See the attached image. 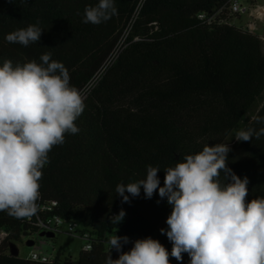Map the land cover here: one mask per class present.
Masks as SVG:
<instances>
[{
  "label": "trees",
  "instance_id": "16d2710c",
  "mask_svg": "<svg viewBox=\"0 0 264 264\" xmlns=\"http://www.w3.org/2000/svg\"><path fill=\"white\" fill-rule=\"evenodd\" d=\"M229 0H115L118 15L99 25L82 22L86 5L98 0H0V66L40 62L44 53L62 62L71 85L81 89L124 35L120 51L84 98L75 121L79 132L48 153L42 169L39 206L57 205L48 215L77 220L91 248L76 262L57 251L50 263H35L9 254V244L36 233L30 219L0 211V264H105L116 234L129 241L151 237L169 252L172 243L160 229L171 213L157 193L122 203L116 186L139 181L147 166L173 167L206 144L233 139L228 167L249 179L247 199L264 197V136L237 141L235 134L264 124V42L226 17ZM222 9L212 23L201 13ZM39 21L40 41L25 47L9 43L7 34ZM126 33V35H125ZM258 107L255 113L253 108ZM223 180V174L221 175ZM159 201V203H157ZM123 209L118 225L110 218ZM43 217V216H42ZM132 242L123 245L127 252ZM113 259L119 253L111 250ZM171 264H189L170 257Z\"/></svg>",
  "mask_w": 264,
  "mask_h": 264
},
{
  "label": "clouds",
  "instance_id": "9594fccd",
  "mask_svg": "<svg viewBox=\"0 0 264 264\" xmlns=\"http://www.w3.org/2000/svg\"><path fill=\"white\" fill-rule=\"evenodd\" d=\"M118 15L115 0H98L86 5L82 22L99 25ZM43 29L39 21L6 35L9 43L22 46L40 41ZM65 65L52 59L50 52L15 65L5 59L0 66V211L14 218L30 219L39 211L42 169L48 153L65 142V134L79 132L75 121L83 113L84 99L71 85ZM253 121L264 124V117ZM264 136V127H249L235 134L237 141ZM228 143L206 144L202 151L188 154L173 167L164 169L160 186V168L147 166L145 178L116 186L122 203L129 195L146 198L158 191L167 199L171 213L167 229H160L172 243L171 252L159 240L147 237L132 242L125 252L127 236L112 235L105 264H171L170 257L189 264H264V197L247 199L249 179L241 178L228 167ZM223 174V180L221 175ZM159 203V201H157ZM123 209L110 218L118 225ZM119 253L117 259L111 250Z\"/></svg>",
  "mask_w": 264,
  "mask_h": 264
},
{
  "label": "built area",
  "instance_id": "2783aa9c",
  "mask_svg": "<svg viewBox=\"0 0 264 264\" xmlns=\"http://www.w3.org/2000/svg\"><path fill=\"white\" fill-rule=\"evenodd\" d=\"M250 8L246 5L241 3L239 0H229L228 6L226 8V17H241L243 15H247L250 13ZM257 14L260 17L261 15L264 16V8L257 9ZM221 15H224L222 12V9L214 10L209 13H201L198 15V18L201 20H204L207 23L214 22L217 18L220 19ZM244 30H247L251 33H255V27L252 24L247 23L244 27H241ZM256 34V33H255ZM126 35V33H125ZM124 35H121V37L118 39L116 45L114 46L113 50L110 52V54L107 56V58L103 61L101 66L97 69V71L93 74V76L90 78V80L81 88L79 89L83 99L88 95L90 90L94 87L96 82L100 79L101 75L104 73L105 69L110 65V63L116 58L118 55ZM57 203L52 201L48 204H44L42 206H39L38 213L40 214L41 218L38 219L34 223V227L36 228L37 235L39 232L47 231L52 232L53 234L60 232L62 229V226H66V233L70 235L77 234L80 236V238L85 239L86 243L84 246L81 247V250L88 251L91 248V244L88 241V234L86 232H82L81 226L79 221L77 220H63L60 217H57L55 215H48L50 212H52L53 208L56 207ZM43 216V217H42ZM34 242V241H33ZM130 242H133L131 239ZM42 242L33 243V248L29 251L27 257L25 258L28 261L35 262V263H50L54 260L55 256H52L50 254H47L40 249V245Z\"/></svg>",
  "mask_w": 264,
  "mask_h": 264
},
{
  "label": "rangeland",
  "instance_id": "374dc122",
  "mask_svg": "<svg viewBox=\"0 0 264 264\" xmlns=\"http://www.w3.org/2000/svg\"><path fill=\"white\" fill-rule=\"evenodd\" d=\"M241 3L246 4L251 10L247 15L241 17H231V23L237 27H244L247 23L254 25L255 33L264 42V16L257 14V9L264 8V0H239ZM258 107L253 108L252 112L255 113ZM224 143H228L231 147L233 143L232 138H228ZM167 220V219H166ZM166 220L163 223V227H167ZM27 240H32L35 243L43 242L39 247L41 251L55 256L57 251H61L63 255L70 256L73 263L76 262L77 256L81 250V247L85 245L86 241L80 238L77 234L70 235L66 233V226H62L60 232L54 234L53 238L37 237L35 234L22 235L17 241L12 243L18 249V257L25 259L32 246H26Z\"/></svg>",
  "mask_w": 264,
  "mask_h": 264
},
{
  "label": "water",
  "instance_id": "95a60500",
  "mask_svg": "<svg viewBox=\"0 0 264 264\" xmlns=\"http://www.w3.org/2000/svg\"><path fill=\"white\" fill-rule=\"evenodd\" d=\"M37 237H41V238L44 237V238H48L49 239V238H53L54 234L52 232L42 231V232H39L37 234ZM33 243L34 242L32 240H27L25 245L26 246H33ZM8 248H9V254L11 256H14V257L18 256V249H17V247L15 246L14 243L11 242L9 244Z\"/></svg>",
  "mask_w": 264,
  "mask_h": 264
},
{
  "label": "crops",
  "instance_id": "0c3cea01",
  "mask_svg": "<svg viewBox=\"0 0 264 264\" xmlns=\"http://www.w3.org/2000/svg\"><path fill=\"white\" fill-rule=\"evenodd\" d=\"M43 243V242H42Z\"/></svg>",
  "mask_w": 264,
  "mask_h": 264
}]
</instances>
